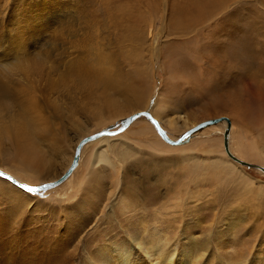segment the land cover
<instances>
[{"label":"rangeland","instance_id":"rangeland-1","mask_svg":"<svg viewBox=\"0 0 264 264\" xmlns=\"http://www.w3.org/2000/svg\"><path fill=\"white\" fill-rule=\"evenodd\" d=\"M223 1L228 6L220 5ZM77 8L80 10L74 15ZM64 14L69 27L62 31H54L53 27L47 32L40 29V21L45 20L49 26ZM176 25L189 26V32H182ZM20 26L37 28L33 34L39 36L38 40L31 39L38 47L34 52L45 50L47 55L48 63L30 61L32 66L28 67L37 87L45 90L46 95L40 92V98L47 102L56 103L62 93L54 86L48 90L47 85L56 78L46 77V73L55 67L53 61L61 62V57L70 51L78 54L76 46H72L77 31L88 36L87 54L92 61L116 53L119 63L128 70L134 68L132 60L143 55L145 82L153 97L148 107L105 125L94 127L88 123L90 132L85 135L73 132L64 121L66 138L60 142L55 157L47 160L49 166L54 165L51 172L37 179L17 173L30 186L58 180L72 166L81 140L99 137L96 135L103 131L112 132L111 141L98 147H109L118 163H98L103 179L90 185L88 193L82 188L72 196L73 188L84 177V167L78 163L71 173H75L72 183L66 184V177L54 189L36 194L20 188V197L10 192V180L0 176V260L22 264L30 256L21 243H32L31 238L37 237L44 249L52 229H63L60 233L68 235L72 249L77 248L71 264H94L101 258L103 247L113 253L124 249L137 257L138 264H147L154 256L149 258L146 251L138 253L137 247L149 246V241L164 247L161 251L151 250L155 256L159 253L175 264L183 252L186 257L197 252L202 258L188 264H264V172L224 162L222 154L234 164L225 153L223 134L214 128L194 132L185 142V148L196 150L191 154L188 150L166 151L164 144H169L145 117L125 125L129 115L146 110L159 115L166 124L175 120L181 125L178 130H163L174 140L177 134H183L185 122H192L184 130L186 137L199 124L227 117L234 121L231 151L244 161L264 167V0H0V52L9 46L16 31L19 36ZM23 31L28 40V31ZM240 43L244 48H239ZM31 47L27 51H33ZM39 67L43 70L37 71ZM34 72L45 76H34ZM235 97L237 112L227 110V99L234 102ZM158 99L160 104L154 107ZM63 104L65 108L66 100ZM144 119L151 124L139 135ZM156 141L163 143L165 150ZM153 147L164 152L156 153ZM210 149L216 151L206 153ZM99 150L97 143L91 144L79 164L94 165V155ZM0 162L8 172V168L17 170L7 157L0 158ZM95 195V199H89ZM47 201L56 207L54 213L45 210L46 205L41 206ZM83 209L87 215L75 217ZM8 251L14 255L8 256ZM59 263L68 264V260Z\"/></svg>","mask_w":264,"mask_h":264},{"label":"bare ground","instance_id":"bare-ground-1","mask_svg":"<svg viewBox=\"0 0 264 264\" xmlns=\"http://www.w3.org/2000/svg\"><path fill=\"white\" fill-rule=\"evenodd\" d=\"M222 4H224L225 6H228L225 1H223L220 5ZM76 10L77 11H73L74 15H77V12L80 10V8H77ZM68 13H65V14H68ZM71 13L72 12H70V14ZM65 14L63 16H58V18L55 21L53 20L54 22L50 24L49 26L45 20L40 21L39 23L42 25L40 29L47 32L53 27L54 31H57V30L62 31L68 26L67 20L64 18ZM211 15L213 16L214 13H212ZM70 19L71 18H69V20ZM48 22L50 23V21ZM201 24L203 25V23ZM109 26L111 27V24ZM20 28L22 30L20 31L19 36L16 31L14 35L15 37H13L11 39L12 41L10 42V44H8L9 46L8 47L6 46V48L4 47L5 50L3 49V51L1 50L2 52H0V158H2L3 160H6V157H7L10 162L12 160L11 163L17 168V170L15 171L11 168H8L9 170L8 172L4 170L2 167H0V169L1 170L3 169V171H5L6 173L12 175L14 179H16L19 183L27 184L23 180V178L17 174L19 173V171H21L22 173L24 172L26 176L36 178V179L51 172L52 167L54 165L49 166L47 160L55 157V154L58 152L60 148V144H61L60 142L66 138V134L64 131L65 126L63 125L64 121H67L69 126H71L70 128H72L73 132L75 133L82 132V135H85L88 133V131L90 132L88 123H90L91 126L98 127L101 125H105L108 121H112L122 116L124 117L128 113L133 112L137 109H142V108L144 109L146 106L148 107L149 101L151 102V98L153 96H152V92L150 94L149 87L147 86L145 82V76H144L145 70L144 69H146V67L143 66L145 63L144 61H142L143 55L133 59L132 62L134 64V68L128 69V70H125L124 65L119 63L118 61L119 59L116 53L114 55L108 54L106 58L97 57L94 61H92V57L87 54L88 41L90 40L88 36L86 38V34L84 33V31H82L83 27L81 25L82 30L80 29V26L78 29L82 31V34L79 33L80 31H77L78 33L75 32V34L73 35L74 43L72 44V46L73 45L76 46L78 54L74 55L73 52L70 51L69 55H64L61 57V60H62L61 62H58L57 64H55L57 61H53V65H55V67L54 66L51 67L46 73V77L54 76L52 77V79L56 78L55 80L53 79L54 80L53 82L51 81L49 82L52 84L50 86L47 85L48 90L49 88L54 86L55 91L62 93L61 98L56 103L55 101L47 102L43 97L40 98L39 96V93L40 92L45 93L44 92L45 90H43V87H39V86H38L39 88L37 87L36 82L32 80V78L30 77V73L28 72V67L32 66L30 64V61L32 63H37V64L48 63V61H46L47 55L44 49H43L44 51H41L38 53L34 52V49H38V47H34V43H31V39L37 38L36 40H38L39 36L33 34V32L37 30V28H25V26L23 27L20 26ZM176 28L181 29L182 32L183 31L189 32V26L187 25L185 27L183 26L178 27V25H176ZM23 30L28 31V37H29L28 40L26 38L27 35L25 36L26 33L24 34ZM1 36L2 35H0V42L3 41L1 39ZM52 36H55V35H52ZM14 39L16 40V42L14 41ZM139 39L141 40V37L138 38V40ZM152 39L154 41V38ZM2 46L0 47L1 49H2ZM30 46H32L31 50H33L31 52L27 51L28 47ZM149 46L151 47V45ZM239 48L240 49L244 48V43H240ZM39 49H41V47ZM152 49L150 50V52H152ZM159 50H161V48ZM159 53H161V51ZM10 54H12L13 56H10ZM99 55H103V53L101 54L99 53ZM64 57L67 58L65 62H63ZM29 59H32V60H29ZM37 60H39V62H37ZM36 69L37 71L43 70V68L41 67L36 68ZM33 75L37 77H41V78L42 76L43 77L45 76V74L40 75L36 72H34ZM46 77H45L46 82H48ZM16 78L22 79L23 82L18 81V79ZM42 93L41 95H44ZM65 100H66V106L64 108L63 101ZM237 100H238L237 97H235L234 102L232 100L229 101V99H227V102L225 103L227 105V110H230L233 108L234 109L233 112H237L236 111L237 105H235ZM160 101L161 99H158L155 102L154 107L158 106L160 104ZM160 107L161 106H159V108ZM139 112L148 113V111L146 110L139 111ZM139 112H136V113H139ZM136 113L129 115L125 119V125L127 126L131 125V123H133L140 117H145L149 119V116H150L152 119H154L155 121L159 123L160 129H163V130L164 129H167V130L177 129L178 127L181 126V125L179 126L178 122L175 120H171L169 122L167 121V124H166L160 120L159 115L158 116L152 115L150 112L147 116L141 115L138 118L132 120L129 124H127L129 122V118ZM52 115H54L55 118H53ZM147 119H144L145 123L143 124H145V126L139 129V132H138L139 135L141 133H145L148 127H150L151 121L149 122ZM218 119L220 118H217L216 121L209 122L208 124L200 128H197L193 131L191 130L192 133L188 134L186 137H185L186 135L185 133L187 131L185 132L184 130H186L187 128H190L192 125V122L191 123L185 122L182 127L183 134H181L180 136H178L177 134L175 136L176 139L174 140L171 139V141H178V139H181V142L179 144L170 143L167 140H165L164 137L162 136L164 141H167V143L169 144V146L164 144V146L166 147V151L188 150L190 151L191 154H195L194 152L196 150L194 149V147L185 148L184 144L192 135H195L193 134L194 132L199 133V131H201V129L205 127H208V128L211 127L210 129L214 128L218 134L222 133L223 137L227 130L231 133V129L234 126L233 125L234 121L232 119L229 120V118L227 119V117H224L223 119H220V120ZM85 120H87V122H85ZM140 123L142 124V122ZM160 129H158L159 132H160ZM127 135H122L121 138H124V137L127 138ZM166 135L169 138L170 134L169 135L166 134ZM109 137H112V136L111 135H99V137L92 138L90 141L88 140L83 143L81 147L80 155H79V160L77 163L79 166L82 165L84 167V177L82 178V182L73 188L74 191L73 190L72 191L75 192L74 194H72L73 197H75V194L77 192L82 191V188L83 189L85 188L84 192L88 193L89 192L88 187H90V185L92 186L98 180L101 181L103 179V174L99 170L102 167L98 166V163H101L102 161L103 162L106 161V163L112 166H113V163L114 164L118 163L117 160H115V158H113L112 154L109 152L111 150L109 147L107 148L98 147L99 144L103 142L111 141ZM122 140H125V139H122ZM156 142L158 146H162L163 150H165L163 143L159 141H156ZM94 143H97L98 150L101 148V151L100 150L98 151L99 154L98 152H95V155L92 153V155H94L93 160L95 164L91 165L90 162L89 163L85 162V164H79L81 162L80 161L81 157L84 155L83 152L87 149V147H89L91 144H94ZM104 144L106 145V143ZM178 145L179 146L182 145L181 149L177 148ZM223 145H224V150H225L226 155L234 162V164L231 163L229 160H227L225 158V155L222 154L224 158V162H226L227 164L231 166H235L236 164L238 166L242 165L238 163L237 161L233 160L227 153L226 148H225V138H224ZM151 149L154 150V152L156 153H158V151L164 152L162 151V148L160 149V148L153 147ZM229 149L231 151L230 134H229ZM215 151H216L215 149L214 150L210 149L206 151V153L215 152ZM217 152L219 153V151ZM220 152L223 153V150L221 149ZM66 153L68 154L67 151ZM233 154L237 156L238 158L243 159L240 156H238V154L236 153H233ZM77 163H76V166L78 168ZM215 163H219V162L216 160ZM253 165H255L254 169L263 172L262 170L264 168L263 166H259L257 164H253ZM243 166L244 165H242V167ZM234 169H237V168H233L232 170ZM70 174L67 176L68 178L65 180L66 184L72 183L73 178H75V173L71 175ZM2 177H5V176L2 175ZM10 182H11L10 186H12L10 187L11 188L10 192L13 193L12 195H15L16 197H20V194L18 193L19 192L18 189L21 188L20 185H18L17 183L11 180ZM49 183H45V184H49ZM74 184H77V183H74ZM42 185L44 184L42 183ZM42 185H36V186H42ZM54 186L55 185H53V188L42 189V190L48 191V190L54 189L56 187ZM90 193L94 195V191H91ZM96 195L93 198L90 197L89 199H95ZM88 200H86L85 202L88 203ZM48 202H51V201L42 202L41 206L46 205L44 207L45 210H48L54 213V210L56 209V207H53V205L51 206L50 205L51 203L47 204ZM82 211L83 212L81 213H75V217L82 218L87 215V212H88L87 210L83 209ZM77 218H74V219H77ZM62 230L63 229H61L60 231L62 232ZM60 231L56 232L54 231V229H52L51 236L49 234H43V236H46V235L50 236L49 244L45 246L44 249L41 248L39 244L40 238L37 239V237H35L34 239L31 238L32 243H30V241L21 243L20 245L24 246V249L28 252V255L30 256L28 257V261L24 263L22 262V264H58L59 261H64V260H68V264L74 263V260H75L74 257L76 256L77 248L72 249L73 243L71 244L69 243L70 239L68 235L67 234L62 235ZM51 237H53V239ZM154 248H156L158 251L164 250V247L161 248L159 243L153 242V241H149V246L147 245L145 247L138 246L137 250H138V253L139 252L141 253V251L142 252L146 251L149 258L151 256L152 257L154 256V258H150L151 260H148L147 264H175V262H173L172 260L168 258L163 259L162 255L159 253L157 256H155L154 253L151 252V250H153ZM101 251H102V253H100L101 258L93 261L94 264H101V262L102 264H138L139 263V260H136L137 258L136 256L134 258L131 252L124 251V249L117 250L116 253H113L108 247H103ZM185 254L186 253L183 252L180 255L178 259V264H188L194 259H197V260L202 259L201 256L197 254V252L190 254L187 257L185 256ZM7 255L12 256L14 254L11 255V252L8 251ZM183 258H185L184 262L182 261ZM134 259H135V262H134ZM150 261H153V263H150ZM0 264H5V259L0 260Z\"/></svg>","mask_w":264,"mask_h":264},{"label":"water","instance_id":"water-1","mask_svg":"<svg viewBox=\"0 0 264 264\" xmlns=\"http://www.w3.org/2000/svg\"><path fill=\"white\" fill-rule=\"evenodd\" d=\"M141 113H144V112H139V113L134 114L133 116H131V117L129 118V121L134 120L133 117L137 118V117L141 116ZM145 113H147V112H145ZM148 114H149V113H148ZM214 121H216V119H215V120H211V121H206L205 123H202V124L197 125V127H195V128H196V129H197V128H200V127H202V126L208 124L209 122H214ZM103 132L105 133V132H108V131H103ZM163 133H164V132H163ZM229 134H230V132H229L228 130H227L226 133L224 134V138H225V148H226V151H227V153L229 154V156H230L233 160L237 161L238 163H240V164H242V165H244V166L255 168V165H253V164H251V163H249V162H247V161H244V160L238 158L237 156H235V155L230 151V149H229ZM96 136H99V135H96ZM162 136L164 137L165 140H167L168 142L173 143V144H179V143L181 142V139H178V141H171V139H169L165 133H164V135H162ZM90 138H91V137H87L86 139L82 140V141L79 143V145L77 146V148H76V152H75V156H74V159H73V163H72V166L70 167V169H69V170H68V171H67V172H66V173H65L60 179L55 180V181H53V182H51V183H49V184H51V185H56V184H58L59 182L63 181V180H64V179H65V178H66V177H67V176L73 171V169L75 168L76 163H77V161H78V157H79V154H80L81 147H82L83 143L86 142V141H88V140H90ZM262 170H263V172H264V168H263ZM0 172H3V173H4L3 176L7 177L8 179H9V177H11V179H10L11 181L17 183L18 185H22V183H19L16 179H14V177H13L12 175L6 173L5 171H3V170H1V169H0ZM34 187H41V188H42V186H34Z\"/></svg>","mask_w":264,"mask_h":264},{"label":"snow or ice","instance_id":"snow-or-ice-1","mask_svg":"<svg viewBox=\"0 0 264 264\" xmlns=\"http://www.w3.org/2000/svg\"><path fill=\"white\" fill-rule=\"evenodd\" d=\"M142 116H147L148 113H141ZM133 119H135V117H133ZM149 120L151 121V123H153L154 125H156V127L158 129H160V125L157 121H155L154 119H152L150 116H149ZM160 132H161V135H164L163 133V129H160ZM98 135H114V133L112 132H108V133H104V132H101L99 133ZM4 175L3 172H0V176ZM9 179H11V177H9ZM20 187L24 190H26L28 193H31V194H36V193H40L42 191V189H49V188H52L53 185L51 184H44L42 185V188L41 187H34V186H30V185H27V184H22L20 185Z\"/></svg>","mask_w":264,"mask_h":264}]
</instances>
